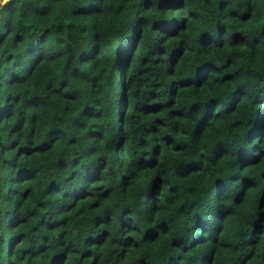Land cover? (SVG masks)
<instances>
[{"label":"trees","instance_id":"obj_1","mask_svg":"<svg viewBox=\"0 0 264 264\" xmlns=\"http://www.w3.org/2000/svg\"><path fill=\"white\" fill-rule=\"evenodd\" d=\"M0 264H264V0L0 6Z\"/></svg>","mask_w":264,"mask_h":264},{"label":"rangeland","instance_id":"obj_2","mask_svg":"<svg viewBox=\"0 0 264 264\" xmlns=\"http://www.w3.org/2000/svg\"><path fill=\"white\" fill-rule=\"evenodd\" d=\"M7 2V0H0V6L4 5ZM4 244V242H2Z\"/></svg>","mask_w":264,"mask_h":264}]
</instances>
